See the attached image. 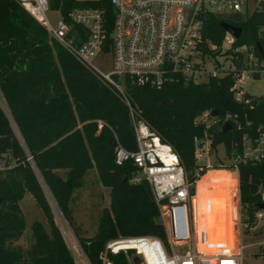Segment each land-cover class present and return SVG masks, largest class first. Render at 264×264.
Wrapping results in <instances>:
<instances>
[{"label": "trees", "instance_id": "1", "mask_svg": "<svg viewBox=\"0 0 264 264\" xmlns=\"http://www.w3.org/2000/svg\"><path fill=\"white\" fill-rule=\"evenodd\" d=\"M108 11L112 17L109 4ZM222 23L243 29L237 44L253 46L262 58L256 45L264 47V12L233 18L208 16L204 36L214 45H221L226 34ZM233 85L232 75L200 86L172 84L161 90L127 83V98L134 112L179 154L188 179L195 183L200 180L196 139L212 138V149L223 145L230 159L242 152L245 136L254 139L264 133V96L253 97L250 105L238 103L231 92ZM0 87L8 107L6 112L0 105V162L9 167L0 171V264H74L55 223L47 190L91 264H102L100 255L106 244L119 237L153 236L167 241L149 183L132 182L138 173L133 162L116 164L118 146L132 153L137 150L130 108L115 87L51 40L15 0H0ZM205 111H217L219 125L196 123ZM228 115L234 118L228 120ZM98 121L105 123L100 131ZM226 121L232 129L224 132ZM90 153L115 202L112 214L102 213L97 234L82 238L71 204L92 167ZM238 168L240 202L246 214L242 223L251 230L264 203V162ZM235 184L229 176L222 192L214 188L200 195L197 191L193 201L194 213L205 221L215 253L226 250L227 241L240 240L232 230L234 208L229 200L221 199L222 193L235 191ZM27 194L33 196L50 229L36 223L34 242L23 249L14 242L27 228L20 207ZM111 258L113 264H131L123 254Z\"/></svg>", "mask_w": 264, "mask_h": 264}, {"label": "built area", "instance_id": "2", "mask_svg": "<svg viewBox=\"0 0 264 264\" xmlns=\"http://www.w3.org/2000/svg\"><path fill=\"white\" fill-rule=\"evenodd\" d=\"M15 1L46 30L51 40L95 76L115 87L132 112L137 150L132 153L118 146L116 164L133 162L149 183L167 241L153 236L110 240L100 255L102 263L113 264L111 257L123 254L131 264H135L136 257H140L141 264H242V245L238 252L230 249L215 253L209 250L206 229L197 234V240L193 235L196 185L206 169L205 172L213 169L203 163V153L198 150L202 143H212V138L196 139L200 180L190 182L179 154L134 112L127 98V83L161 90L172 84L200 86L232 75L233 98L250 105L253 97L247 88L252 80L264 79L263 58L256 55L253 46L237 44L239 39L226 31L221 45L212 44L204 36V27L210 15L233 18L264 12V0ZM108 4L113 7L112 17ZM51 16L58 18L54 22ZM98 56L110 58V72L91 64ZM0 105L8 112L1 87ZM203 116L212 118L213 113L207 111ZM233 118L228 115V120ZM104 126L103 121H98L99 131ZM249 162H264V133L254 139L245 136L242 152L234 153L221 168L232 171L237 186L239 164ZM7 168L0 162V171ZM256 218L264 219V211L258 212ZM181 248H185L183 253L177 250Z\"/></svg>", "mask_w": 264, "mask_h": 264}, {"label": "rangeland", "instance_id": "3", "mask_svg": "<svg viewBox=\"0 0 264 264\" xmlns=\"http://www.w3.org/2000/svg\"><path fill=\"white\" fill-rule=\"evenodd\" d=\"M51 17H52V21L54 22L58 18L56 16H51ZM91 64L95 68H99L104 72L111 71V68L109 67L110 58L108 56L107 57L98 56L96 57V59H93L91 61ZM247 91L251 97L264 96L263 77H261L260 79L252 80L248 85ZM206 112L207 111H205L204 113ZM204 113L198 116V118L196 119V123H199L203 120L204 123L209 126L219 125L220 119H218L217 116H213L212 118H205L203 116ZM98 134L99 133H97V135ZM205 147L206 149H204ZM203 149L204 151H202ZM198 152L203 153V158H202L203 163L205 165L212 166L213 169H211L210 171L222 170L232 173V171H227V169L224 170L223 168H221V165L228 163L230 160L227 157V153L223 145H219V147H217V149L214 150L211 147V142L207 141L200 145ZM90 154H91L92 167L87 171V174L83 179L82 187L76 189L71 204V207H73L74 210V217L76 224L80 228L82 233V238L83 237L92 238L97 234L100 226L99 223L102 213L108 211L112 214L114 210L112 204H114L115 202V197L112 194V190L105 187L102 183L101 174L97 169V165H96L97 163L94 159V154L92 153ZM207 173L208 172H206V174ZM38 175L42 184L44 185L45 184L44 179L39 173ZM205 175H203V177ZM135 179H138L140 182L145 180L144 176L139 173L133 176L132 182H134ZM197 189H196V194H197ZM47 194L49 195V198L51 200L52 208H54L55 223L60 229L64 242L67 243L71 256L74 259V264H91L89 259H87L84 250H82L80 242H78V239L73 229L71 228L70 224H68L67 221L63 219L59 208L56 206L55 202L51 197L49 190H47ZM239 195H240L239 183L235 187V191L231 189V192L229 191L227 192V194L222 195L225 197V199L229 200V202L234 208V212L232 211L233 215L231 218V223L232 226L235 225V229L234 227H232V230L233 233L234 230L235 233L237 231L239 235L238 237L240 239L238 242L227 241L226 250L231 249L230 252H238V247L242 245L244 247L241 251V253L243 254L242 264H264V219H257L255 223V228L251 230L247 229L246 224L243 223L239 224V222L242 221V219L243 220L246 219V214L243 213L244 211L242 212L241 202H239V197H240ZM20 207L23 210L27 228L24 233V236L20 240L14 242V246L21 247L23 249H28L31 247V245L34 242V236H33L34 225L36 223H40L41 225L44 226L46 231L50 229V226L47 224L45 217L43 216L40 208L37 207L36 202L31 194H27L24 196V198L20 202ZM194 221H195V229L193 235L194 238L197 240L196 238L197 234L200 235L201 231L206 229V226L203 218L199 215H196L195 213H194ZM208 247L209 250L213 252L211 246L209 245ZM177 250L179 253H183L185 251V248H181Z\"/></svg>", "mask_w": 264, "mask_h": 264}, {"label": "bare ground", "instance_id": "4", "mask_svg": "<svg viewBox=\"0 0 264 264\" xmlns=\"http://www.w3.org/2000/svg\"><path fill=\"white\" fill-rule=\"evenodd\" d=\"M229 176H232L233 181H235L234 179V175L226 172V171H210L208 172L198 183V189L197 191L200 193V195H202L206 190L208 189H214L217 188L219 189L220 192H222L223 190V183L229 178ZM223 193L221 194V199L222 200H227L225 199Z\"/></svg>", "mask_w": 264, "mask_h": 264}, {"label": "water", "instance_id": "5", "mask_svg": "<svg viewBox=\"0 0 264 264\" xmlns=\"http://www.w3.org/2000/svg\"><path fill=\"white\" fill-rule=\"evenodd\" d=\"M221 28L224 29L226 32H229L233 36H235L237 39H240L243 35V29L237 26H232L231 24L228 23H222ZM258 47V51L261 55V57L264 60V47L261 46L260 44L256 45ZM217 111L213 112V116H217ZM232 129V125L230 123H226L224 126V132L230 131ZM259 209L264 211V203L259 206ZM237 234V232H236ZM135 264H141V259L140 257H136L135 259Z\"/></svg>", "mask_w": 264, "mask_h": 264}]
</instances>
